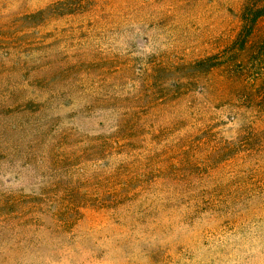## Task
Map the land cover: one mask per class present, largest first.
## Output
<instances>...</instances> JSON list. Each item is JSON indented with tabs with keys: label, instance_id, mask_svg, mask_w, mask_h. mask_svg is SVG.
<instances>
[{
	"label": "rangeland",
	"instance_id": "1",
	"mask_svg": "<svg viewBox=\"0 0 264 264\" xmlns=\"http://www.w3.org/2000/svg\"><path fill=\"white\" fill-rule=\"evenodd\" d=\"M0 264H264V0H0Z\"/></svg>",
	"mask_w": 264,
	"mask_h": 264
},
{
	"label": "trees",
	"instance_id": "2",
	"mask_svg": "<svg viewBox=\"0 0 264 264\" xmlns=\"http://www.w3.org/2000/svg\"><path fill=\"white\" fill-rule=\"evenodd\" d=\"M67 3H59L58 4V6H62V7H64V5H66ZM57 5L56 6H53L52 8H56V7H58ZM52 8L51 9H48V10H52ZM46 14V11H40V12H38V13H34V14H28V15H25L24 17H22V19H23V21H25V22H28V23H31V21L33 20V19H35V18H37L38 16H41V17H43L44 15ZM47 86V85H46ZM48 87V86H47ZM24 196H21V198H20V201H19V204L22 202V201H24ZM19 199V198H18ZM15 201H17V199H15L14 200V202Z\"/></svg>",
	"mask_w": 264,
	"mask_h": 264
}]
</instances>
